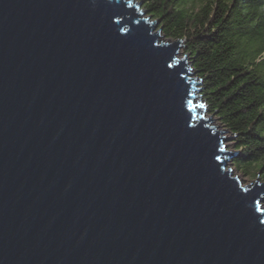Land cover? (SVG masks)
<instances>
[{"label":"water","instance_id":"95a60500","mask_svg":"<svg viewBox=\"0 0 264 264\" xmlns=\"http://www.w3.org/2000/svg\"><path fill=\"white\" fill-rule=\"evenodd\" d=\"M140 5L0 0V264H264V181Z\"/></svg>","mask_w":264,"mask_h":264},{"label":"trees","instance_id":"16d2710c","mask_svg":"<svg viewBox=\"0 0 264 264\" xmlns=\"http://www.w3.org/2000/svg\"><path fill=\"white\" fill-rule=\"evenodd\" d=\"M182 40L209 114L231 137L233 169L264 181V0H136Z\"/></svg>","mask_w":264,"mask_h":264},{"label":"rangeland","instance_id":"374dc122","mask_svg":"<svg viewBox=\"0 0 264 264\" xmlns=\"http://www.w3.org/2000/svg\"><path fill=\"white\" fill-rule=\"evenodd\" d=\"M134 2H136V0H134ZM140 9H141V7H140ZM141 10H142V9H141ZM142 11H143V10H142ZM144 12H145V11H144ZM144 16H146L145 13H144ZM148 17H149V16H148ZM149 18H150V17H149ZM157 28H158V27H157ZM159 35H160L161 38L163 37L164 39H166V38L162 35L161 31H160ZM177 57H178V58H183V57L188 58L185 54H183V46H182V45H181V47L179 48V53L177 54ZM186 60H187V64H189V63H190L189 60H188V59H186ZM191 77H192V78H197V77L194 75V73L191 75ZM196 80H197V82H199V83H196V85H195V91H194L195 98L193 99V102H194V103L200 102V105H201V106H204L203 115H204L205 118H211L210 121H209V125H210V126H216L215 129H217V130H223L222 127H220V125L218 124V121H217V119L214 117V115L208 113V111H207V109H206V107H205V104H204V102L202 101L201 96H200V94H199V92H200V81H199L198 78H197ZM197 87H198V88H197ZM196 94H198V95H196ZM223 136H224L225 139H226V140H224V142H223V143H224V146H225V150H226V151L233 152V148H232V145H231V138H229V134H228L227 132H225V133L223 134ZM227 138H228V139H227ZM230 159H231V158L228 159L225 168H226V169H229V168H230V169L232 170V173H233L232 175H237L238 178H239V180L241 181V183H242L243 185H249V184H251V183L254 181V178L244 177V176H242L240 173L236 172V171L233 169L232 165L230 164ZM263 196H264V195H263ZM262 203H263V204H262V207H264V201H263Z\"/></svg>","mask_w":264,"mask_h":264}]
</instances>
